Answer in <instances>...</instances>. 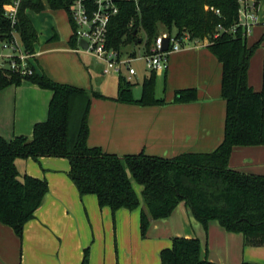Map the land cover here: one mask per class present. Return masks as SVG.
<instances>
[{"label": "trees", "instance_id": "trees-1", "mask_svg": "<svg viewBox=\"0 0 264 264\" xmlns=\"http://www.w3.org/2000/svg\"><path fill=\"white\" fill-rule=\"evenodd\" d=\"M119 11L109 23L110 46L121 48L146 40L149 46L160 26L193 39L207 38L208 49L222 64V97L226 101L224 139L212 152H185L172 158L138 154L118 155L90 146L89 113L94 98H109L95 89L60 83L46 74L22 75L0 69V91L24 81L53 92L47 120L35 124L32 137L0 136V221L19 238L25 224L36 216L49 191L46 179L21 173L18 158L63 157L70 162L69 176L81 196L95 194L100 207L113 213L141 206L140 228L146 237L153 220L166 218L181 203L190 208L205 228L218 221L228 232L241 233L245 246H264V175L229 167L236 146L264 145L263 85L256 90L249 83L251 57L257 47L249 46L240 21L239 0H113ZM256 0V5L259 6ZM0 0V40L11 37V20ZM74 0H21L18 30L26 50L33 52L38 32L28 10H66ZM219 10V13H217ZM72 23V21H71ZM73 26V24H72ZM143 31L145 38L139 37ZM72 46L77 45L74 35ZM157 74L151 72L142 83V96L135 99L134 83L118 77L116 101L139 105H163L156 95ZM195 88L177 90L173 102L197 100ZM142 186L140 199L134 184ZM89 248L82 264H89ZM161 264H219L208 259L197 237H174L160 252ZM242 264H259L244 261Z\"/></svg>", "mask_w": 264, "mask_h": 264}, {"label": "crops", "instance_id": "crops-1", "mask_svg": "<svg viewBox=\"0 0 264 264\" xmlns=\"http://www.w3.org/2000/svg\"><path fill=\"white\" fill-rule=\"evenodd\" d=\"M259 14L258 8L256 23ZM32 23L38 32L34 48L36 72L60 83L94 89L93 64L75 52V46H68L69 32L56 23L40 25L37 18ZM207 45L204 42L172 53L167 70L156 73L157 78L163 77L165 96L159 97L166 104L144 106L116 101L118 83L110 93L99 88L97 91L109 98L92 101L89 145L118 155L143 152L166 158L185 152L214 151L224 139L226 101L222 97V64ZM150 74L143 72L141 76L144 80ZM102 82L104 87L111 84L105 78ZM249 83L260 90L263 80H253L249 74ZM187 88L197 90V100L173 102L176 91ZM52 96V90L28 81L1 90L0 136L32 137L35 124L48 118ZM16 164L22 174L46 179L49 191L36 216L25 224L22 238L0 221V264H82L84 250L90 246L89 264H116L114 239L121 240L125 246L130 237L133 245L131 255L125 254L126 264H158L156 258H150V249L160 254L163 248L171 246L174 237H197L208 259L219 264L244 261L264 264V246H245L243 234L228 232L216 220L205 228L185 202L170 216L151 222L147 237L153 243L146 247L139 239L141 206L134 210L121 208L113 213L109 206L100 207L95 194L81 196L69 176L71 166L67 158H18ZM229 167L264 175V145L234 147ZM134 187L142 199V186L135 183ZM135 245L138 252L134 257Z\"/></svg>", "mask_w": 264, "mask_h": 264}, {"label": "built area", "instance_id": "built-area-1", "mask_svg": "<svg viewBox=\"0 0 264 264\" xmlns=\"http://www.w3.org/2000/svg\"><path fill=\"white\" fill-rule=\"evenodd\" d=\"M239 2L241 7L238 25H242L248 35L257 22L258 6L256 0H239ZM20 3L21 0H12L5 6L4 14L11 20L13 30L10 38L0 40L2 43L0 69L9 68L22 75H32L36 72L34 66L36 53L26 50L16 29ZM118 11L113 0H74L71 6L73 35L77 41L73 50L102 63L100 72L102 76L117 74L118 77L124 76L132 82L138 72L134 65L136 61H143L150 73L163 74L168 68L169 55L186 47L209 43L207 38L193 39L188 32L178 34L176 31L165 30L160 32L149 46L146 45V40L134 45L132 49H127L126 46L121 48L110 46L109 23ZM165 39L169 40L167 49L164 48ZM83 40L86 41L87 47L81 45Z\"/></svg>", "mask_w": 264, "mask_h": 264}, {"label": "rangeland", "instance_id": "rangeland-1", "mask_svg": "<svg viewBox=\"0 0 264 264\" xmlns=\"http://www.w3.org/2000/svg\"><path fill=\"white\" fill-rule=\"evenodd\" d=\"M259 22L256 23L252 30L248 33L247 35V42L249 46H255L257 45L252 57H251V61H250V69H249V74L250 76L253 78V80L255 79H259L263 80V63H264V0H260L259 1ZM53 12H55L53 14ZM53 12L50 11H42V12H34L31 10H28V15L29 17L32 19L33 18H37V21L40 23V25H44L47 23V25L49 26V24H51V26H54L55 23L58 24L59 28L62 27L63 30L69 32V37H68V46L70 47V38L73 35V26L70 20V15L68 13V11L66 10H53ZM167 30V28L163 25L160 26V32ZM174 32L176 31L175 29L173 30ZM139 37L145 38V34L143 31H141L138 35ZM1 42H0V51H1ZM134 47L133 44H127L126 48L127 49H132ZM79 57V56H78ZM82 57L84 59H88L92 62V66H93V72H94V79H93V88L95 90H98L100 88L101 91L103 92H113L116 87H117V83H118V75L117 74H108L107 76H102L100 74L101 72V68H102V63L96 61L94 58H92L91 56H87L85 54L82 55ZM135 67L138 69V74H137V79H139V82H137L136 77L134 78V80L132 81L134 83V96L135 97H139L141 96V92H142V81H143V76L142 73L143 72H147L148 70L145 67V64L143 61H136L134 63ZM107 79V84L111 82V84L106 85L103 84V79ZM162 84H163V77H158L157 78V87H156V95L159 96H165L163 91H162ZM119 239V238H117ZM139 239H141L142 241L145 242L146 247L148 246H152L151 244L153 243L150 238L147 237H143L141 234V228H140V234H139ZM140 240V241H141ZM121 241V240H119ZM118 240L114 239L113 242V258L116 261V264H126V261H128V259L126 258L125 254H129L131 252V237L128 238L126 245L124 246V243L121 244ZM123 241H125L123 239ZM149 241V242H148ZM255 247V246H253ZM101 248L102 250L105 249V244L102 241L101 242ZM128 248V249H127ZM71 250V249H70ZM134 257L135 255H137L136 252H138L136 245L134 246ZM50 251V250H49ZM90 253H91V246L89 249ZM57 252V251H56ZM145 254V251H144ZM90 255V254H89ZM131 255V253H130ZM133 257V256H132ZM150 258H152L153 260L156 258V261L158 260V264H161V259H160V254L156 253L154 251L153 248L150 249ZM134 259V258H133ZM132 259V260H133ZM126 260V261H125ZM249 262V261H247ZM254 263V262H252ZM260 264V263H259Z\"/></svg>", "mask_w": 264, "mask_h": 264}, {"label": "water", "instance_id": "water-1", "mask_svg": "<svg viewBox=\"0 0 264 264\" xmlns=\"http://www.w3.org/2000/svg\"><path fill=\"white\" fill-rule=\"evenodd\" d=\"M168 42L169 40L168 39H165V44H164V48L167 49L168 48ZM81 45L84 46V47H87V43L86 41H81Z\"/></svg>", "mask_w": 264, "mask_h": 264}]
</instances>
